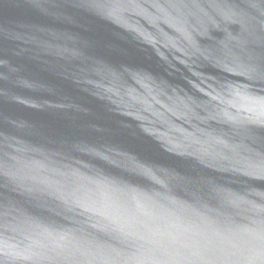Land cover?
<instances>
[{"label": "water", "instance_id": "water-1", "mask_svg": "<svg viewBox=\"0 0 264 264\" xmlns=\"http://www.w3.org/2000/svg\"><path fill=\"white\" fill-rule=\"evenodd\" d=\"M0 264H264V0H0Z\"/></svg>", "mask_w": 264, "mask_h": 264}]
</instances>
